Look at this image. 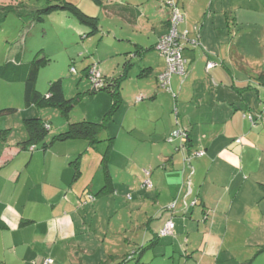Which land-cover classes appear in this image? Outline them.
<instances>
[{"label":"crops","instance_id":"obj_1","mask_svg":"<svg viewBox=\"0 0 264 264\" xmlns=\"http://www.w3.org/2000/svg\"><path fill=\"white\" fill-rule=\"evenodd\" d=\"M99 2L133 31L115 34L125 45L124 60L130 53L132 65L111 133L116 136L110 161L114 155L122 160L114 172L108 164L114 193L87 198L103 184L101 148L86 165L87 140L56 141L32 150L25 146L23 119L47 112L35 105L21 109L17 134L9 132L12 126L0 125L6 130L0 134V219L5 223L0 264H39L48 257L52 264H70L65 251L86 256L88 243L74 236L85 231L88 216L93 225L96 214L110 209L111 199L119 206L122 197L116 194L130 191L129 211L139 209V216L131 222L138 239L128 242L138 253L128 264H264V85L256 78L264 72V0H180L181 29L198 44H184L188 73L172 76L176 98L156 80L164 60L154 46L168 19V12L159 9L161 0ZM138 50L140 56L132 55ZM10 60L20 63L17 56ZM124 60L115 70H99L116 76ZM209 61L215 64L207 68ZM150 74L153 78L145 79ZM176 119L189 131L193 150L205 151L188 164L165 141ZM120 134L132 139L127 153L116 146ZM78 156L80 174L74 178L71 161ZM143 169L150 170V188L143 186ZM168 220L173 232L159 236Z\"/></svg>","mask_w":264,"mask_h":264},{"label":"rangeland","instance_id":"obj_2","mask_svg":"<svg viewBox=\"0 0 264 264\" xmlns=\"http://www.w3.org/2000/svg\"><path fill=\"white\" fill-rule=\"evenodd\" d=\"M14 1L19 3V5H14V8L24 15L34 14L48 5L67 1L73 3L84 14L95 17L98 21V31L88 36L89 27L80 23L67 11L54 10L48 15L43 14L39 20L33 19L31 15L32 21L27 23L22 17L10 12L0 22V66L10 61V59H15L16 56L20 63L30 62L37 53L40 58L45 57L47 63L38 72L36 89L40 93L45 94L49 81L61 79L64 96L66 99H74V104L69 110L67 117L57 107H38L47 112V116H42V119L46 120L51 127L44 138V142L49 141V138H51L50 134H58L64 131L68 122L81 120L101 122L103 127L97 136L98 142L93 147H90L91 149H89L88 153L84 154L85 164H91L92 158H96L100 147L99 153L106 155L108 165L114 151L108 153L109 155L106 151L110 147L113 137L116 136V134L111 133H115L117 113L111 115L108 112L111 109V98L107 91L89 92L91 85L85 75V68L96 63L100 70L106 67L109 70H115L118 62L121 67L122 61L126 56V52L123 50L125 45H122L123 41H119L115 34L120 29L121 32L133 31L128 25L120 23V19L117 16L113 17L109 14L110 10L108 9H111V7L104 8L93 0ZM8 2L11 3L13 1L0 0V4ZM159 9L164 10L162 3ZM146 24L143 21L144 27ZM136 26L138 27L137 30L143 35L146 30L142 28L140 21ZM181 26H178L179 30H181ZM71 68H74L76 72H71ZM110 74L107 75L111 76ZM146 77L153 78V74L145 76V79H147ZM6 107L14 108V110L0 113V125L2 127L4 125L12 126L9 132L17 134L18 114L21 109L26 110L23 100L22 82H8L0 78V110ZM34 108L36 107L34 106ZM63 124L66 126L61 130L60 126ZM0 129L4 128L0 127ZM131 140V138L129 139L120 134L116 141V146L123 147L125 152H122L127 153ZM38 144L39 148H41L42 142ZM120 162H122L120 156L114 155L112 162L110 161L111 171H117V166ZM88 167L91 169L90 166ZM102 173L103 169L98 175L100 176ZM101 180H103L104 184L103 176H101ZM128 194L134 196L131 191L125 194H116L115 197H122L119 206L114 205L113 199H111L108 202L110 209L106 208L96 214L93 218V225H91V218L88 216L85 231L82 230L80 234L74 236L76 241L82 240L88 243L87 254L84 256L85 254L78 250L75 253L65 251L66 259L70 264H80V260L82 264H93L94 261L101 259V257H103L101 263H106L109 256H113L112 259L118 261L121 256L133 252L132 248H134L135 244L129 243L128 240L130 239L134 242L138 239L136 238L137 232L131 222H137L139 209L134 210V212L129 211V209H132L133 201L128 199ZM116 208L119 209L117 210ZM97 222L99 225H97ZM74 255H79V259L74 258ZM43 260V258L40 259L39 264H43Z\"/></svg>","mask_w":264,"mask_h":264},{"label":"trees","instance_id":"obj_3","mask_svg":"<svg viewBox=\"0 0 264 264\" xmlns=\"http://www.w3.org/2000/svg\"><path fill=\"white\" fill-rule=\"evenodd\" d=\"M12 1L13 2H11V3L8 2V3L0 4V8H1V10H0V22H2L6 18L7 14L10 12L14 13L18 17H22L23 20L27 23L29 21H32L31 15H32L33 19L39 20L42 18L43 14L48 15V14L52 13L54 10H63V11L69 12L80 23L89 27V32L87 33L88 36L95 34L99 29L98 21L96 20L95 17H90V16L84 14L73 3H70L67 1H61L60 3H57V4L48 5L47 7L39 10L37 13H34V14L29 13L27 15H24L23 13H20L19 10L15 9L14 5H19V3L17 1L15 2L14 0H12ZM93 1L97 4L100 3L99 0H93ZM161 3L164 5L163 0H161ZM178 6H179L180 12L183 15V20L179 24V25H182V23L185 20V16H184V12L182 10V7L180 5V0H178ZM164 10L168 12V19L166 22L167 28H166V31L164 32V33H166L168 28H169L170 11L166 5H164ZM195 30L197 31V27H195ZM179 31L180 32L187 31V33H186V39L187 40H181V46H182V51H183L184 44L185 43L191 44L189 40L196 39V38L189 37V32L187 29H181ZM154 48H155V46H154ZM156 51H157V49H156ZM182 51H181V54H182ZM142 52H143L142 50H138V51L131 52V53H133L132 55H134V56H140ZM158 54L160 55L159 52H158ZM182 57H183V59H185L183 54H182ZM162 59L164 60L163 57H162ZM209 62H211V61H209ZM46 63H47V59L45 57L40 58L38 53L28 63L16 64L10 60V61H7L4 65L0 66V78L2 80L8 81V82H22V84H23V100H24V104L26 105V107L31 106V105H35V107H39V108L40 107H46V106H54V107H57L62 112V114L67 117L69 110L71 109L72 105L74 104V99H71V98L66 99V97L64 96L61 79H57L55 81H49L47 91L45 94L40 93L36 89V80H37L38 72H39L40 68L43 65H45ZM131 65H132V62H131V56L129 53L128 58H126L123 62L122 70L116 76L107 77V76L103 75L101 73V71L98 69L96 63L88 65L85 68V75H86V77H87V79L91 85L89 92L95 93V92H99V91H107L109 93V97L111 98V109H110V111L108 110V112L111 113V115H113L114 112L118 109V107L122 101L121 87H122L123 81L127 77V70ZM91 66H95V68L100 72L101 78L103 80L102 85L99 87H96V88L93 87L92 83L89 80V73L88 72H89V68ZM164 69H165V60H164L163 70L160 73H158L156 76L157 84H158V76H159V74H161L164 71ZM71 72H73V71H71ZM74 72H76L75 69H74ZM187 73H188L187 60L185 59L184 74H173V75H178V76H181L182 78H184ZM142 74H144L143 71H141L139 76ZM173 75H171V77H170V82H169L170 90L161 87L159 84H158V87L161 88L162 90L170 93L172 98H176L177 94L171 88V79H172ZM256 78L260 84L264 85V72H261ZM140 98H141V96H140ZM13 110H14L13 108H5V109L0 110V113L11 112ZM175 114H176V112H175ZM254 114H256V113H254ZM258 118L260 119L262 117L260 116ZM248 119L251 123L255 122L253 114H251V115L249 114ZM23 126L27 132V139L23 143L25 146L30 148V150H32L35 146L39 145L38 143H40V142H42V147L45 148L48 145H50L56 141H67V140H74V139L87 140L88 145L90 147H93V145L98 142L97 136H98L99 132L102 130L103 124L101 122L87 121V120L68 122L66 129L64 131L58 133V134L53 135L48 142H44V140H45L44 138L46 137L47 132H48L49 127H50V125L48 124V122L46 120L42 119L41 117L25 118V119H23ZM177 130H179V132L186 134V141L185 142H182L179 137H172V134ZM4 133H6V130H0V134H4ZM110 139L112 140V138H110ZM165 141L168 144L173 145L176 152H179L181 154L183 153L182 154L183 164H188L192 160V158L201 157V156L205 155V151L202 149L193 150L192 145H191V139L189 136V131L187 129H185L183 126H181L177 119H176V127H174L166 135ZM236 141H239V140H236ZM111 145H112V143H111ZM111 145H110V147H111ZM110 147L106 151L107 154L110 153ZM79 164H80V156H78L73 161H71V165L73 166V170H74V178H77L78 175L80 174V170H79L80 165ZM100 165L103 169L104 184L94 195L91 194L90 192L87 194V196H88L87 198L89 200H93L94 197H97V196H106V195H110V193H114V188H113V185L111 182V177H110L109 172H108L106 155L102 154ZM145 171H148L149 174L146 175ZM143 173L145 175V179H149L150 170L143 169ZM143 186L146 187L144 185V181H143ZM170 221H172V220H170ZM164 225H163V227H164ZM4 227H5V223L0 219V229H2ZM160 230H159V232H160ZM159 232H158V235H159ZM172 232H173V230H172ZM167 235H169V234H167ZM159 236H161V235H159ZM163 236H165V235H163ZM136 253H138V250L133 251L131 254H128V255L126 254V255L121 256L118 259V261H115L114 259H112V257L109 256L110 258L108 259V261L106 263H101V264H107L110 261H112L110 264H125V263H128L129 261H132L133 259H135L134 256ZM46 259H51V258H49V257L44 258V260L42 262L43 264H45ZM52 261L53 260L51 259V262L47 263V264H51Z\"/></svg>","mask_w":264,"mask_h":264},{"label":"built area","instance_id":"obj_4","mask_svg":"<svg viewBox=\"0 0 264 264\" xmlns=\"http://www.w3.org/2000/svg\"><path fill=\"white\" fill-rule=\"evenodd\" d=\"M164 5L169 8L170 11V20H169V28L166 33L159 36L155 48L160 53V55L165 60V69L158 76V84L170 90V77L173 74H184L185 71V59H183L181 51V40L186 39L187 31L180 32L178 30V25L183 20V15L179 10L178 0H163ZM192 45H197L198 40L191 39L189 40ZM213 62H208L206 67L209 68L213 66ZM71 71L74 72V68H71ZM89 80L92 83L93 87H99L102 85V78L100 72L95 68V66H91L89 68ZM140 99V96L137 97ZM48 127V126H47ZM172 137H179L182 142L186 141V134L179 132V130L175 131L172 134ZM200 153V152H199ZM145 174L148 175L149 172L145 171ZM144 185L147 188L151 187V182L149 179L144 180ZM174 224L172 221H167L164 227L160 230L159 235H167L172 233ZM51 259H46L45 264L50 263Z\"/></svg>","mask_w":264,"mask_h":264}]
</instances>
